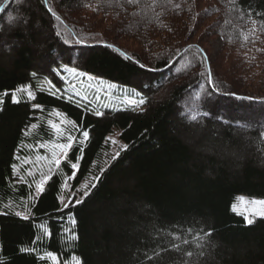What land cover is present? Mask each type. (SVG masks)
Returning a JSON list of instances; mask_svg holds the SVG:
<instances>
[{
	"label": "trees",
	"instance_id": "1",
	"mask_svg": "<svg viewBox=\"0 0 264 264\" xmlns=\"http://www.w3.org/2000/svg\"><path fill=\"white\" fill-rule=\"evenodd\" d=\"M0 6V45L10 49L0 55V264H183L185 251L193 252L191 264H264V218L247 225L232 209L239 194L264 197V34L243 39L248 13L264 20V0ZM212 36L223 42L214 55ZM65 65L133 89L145 103L97 116L39 88L47 79L61 89L57 70ZM56 112L89 138L74 133L67 166L64 158L53 165L37 192L44 176L30 173L61 142L52 134ZM183 113L192 115L184 124L222 127L198 131L207 151L182 135ZM69 198L81 202L64 207ZM25 206L29 218L16 216ZM69 228L78 240L66 235ZM173 236L190 243L154 256L180 242Z\"/></svg>",
	"mask_w": 264,
	"mask_h": 264
},
{
	"label": "rangeland",
	"instance_id": "2",
	"mask_svg": "<svg viewBox=\"0 0 264 264\" xmlns=\"http://www.w3.org/2000/svg\"><path fill=\"white\" fill-rule=\"evenodd\" d=\"M16 20L18 21L19 18L17 17ZM208 40L209 45H207V48L209 49V51H211V54H217L223 48V42L220 39H217L216 37L212 36L208 38ZM9 51L10 49L8 47H6L5 45H0V55H2L3 53L8 55ZM67 67L72 68L69 66ZM57 71L59 73V76L63 80V87L60 89L59 87L55 86L52 82L48 83L49 80L41 79L39 81V88L41 90H45L54 95L66 97L67 99L71 97V100H74L80 105L95 112L98 111L102 113L106 109L120 108L141 109L142 107V105L134 106L133 104L129 103V100H139L141 98L143 99L142 95L133 89L122 87L118 84L111 83L109 81L98 78L89 73H84L77 69L75 73H72L70 71H65L64 66H62ZM85 97L86 99H84ZM183 116H185V113H183ZM191 116L192 115H190V113H187L185 117L178 118L180 119L178 122V126H180L181 131H183L182 135L189 140L192 146L198 149L203 147L204 151L206 150L203 145L204 143L202 144V142H204V139L201 138L203 133L200 134V132L198 131L204 129L206 134H208L209 132L211 133V131L218 132L217 129H222V127L217 126L216 124L211 126H203L201 124L196 126L188 125L187 123L184 124L185 120L189 119ZM53 124H55L58 128H67L70 125V121L63 114L56 112L52 120V125ZM59 135L60 134L57 133L58 137ZM113 141L115 143H118L117 136L113 137ZM59 143L60 142H56V144L50 147L49 156L37 160V170H39V172L32 171L30 175H37V173H43L45 175L50 172L49 169H52L54 165L53 161L57 157H60L61 150L58 147ZM208 148L209 150L211 149L210 145L208 146ZM64 151L67 152L68 149H64ZM238 154V152H235L234 155L231 154V156H238ZM60 158L63 159V157ZM253 199H264V197H251L245 194H239L232 205V209L236 213L242 214L244 217H246L250 213L255 211L254 206L249 203V201Z\"/></svg>",
	"mask_w": 264,
	"mask_h": 264
},
{
	"label": "snow or ice",
	"instance_id": "3",
	"mask_svg": "<svg viewBox=\"0 0 264 264\" xmlns=\"http://www.w3.org/2000/svg\"><path fill=\"white\" fill-rule=\"evenodd\" d=\"M25 0H17V3L19 5H21V7L23 6ZM126 3L128 5L131 6H135L139 3V0H126ZM176 7H179V5H176ZM5 10V8L3 6H0V13H3ZM49 11L51 12L52 9L49 8ZM257 15H261V13H257ZM10 19H15V18H10ZM56 19H60L59 16H56ZM240 19H245V17L243 15H241ZM247 20L251 22L252 27L251 29H249V33L250 35H244L243 39L245 42H255V38H256V33L257 31H259L261 34H264V20L262 21H257L256 19L253 18L252 13H248L247 14ZM22 22L24 24L27 23V19L26 18H22ZM243 31V30H242ZM57 35H59V33H57ZM64 70L65 71H70L72 73L76 72L75 68H68L67 65L64 66ZM33 76H36L37 74L34 72L32 73ZM211 83V80L209 81ZM48 83H51V81H48ZM20 91L22 92H27V96L29 99H35L34 95L32 94L31 91L27 90V89H20ZM213 91H215V89H213ZM7 95V94H6ZM11 99L13 100L14 103H20V100L16 97V95L13 93ZM69 99H71V97H69ZM86 99V97L84 98ZM2 103V102H0ZM129 103L135 105H143L145 103V101L141 98L139 100H129ZM41 106L39 104H35L33 105V109H40ZM3 111V108L0 107V112ZM97 116L103 115V113L101 112H96L95 113ZM32 127H36L35 124L32 125ZM51 128L53 130L52 134L56 135L57 133H59V140L61 141L58 144V147L61 150L60 153V157H63L65 160V166H67L68 163V156L67 153L64 151V149H69L72 147L73 142H75L79 137L76 136L74 133L75 132H79L80 136H82L84 138V140H87L89 138V132L87 130H83L81 129L78 125L75 126L74 129H68V128H63V127H57L55 124L51 125ZM39 131V130H38ZM264 135V134H262ZM57 157L54 161L53 164L58 168L61 165V158ZM18 159V156H17ZM71 169L73 170V172L78 170V166L76 163H71ZM12 171L13 173L16 172L17 169V165L16 164H12ZM49 171H51V169H49ZM42 176H44V179L41 180V184L36 185V191L37 192H42L43 188H42V184L46 181V179L48 178L47 176H45L43 173H41ZM21 179L23 177H20ZM98 179V178H97ZM33 199H35V197H33ZM243 199V198H241ZM74 203H80L81 201L79 199H75V201H73V198H69L68 200V204H64V207H67L70 204ZM249 203L251 205L254 206L255 211H253L252 213H250L248 216L245 217V221L247 225H252L256 222L257 218H264V199H253L250 200ZM6 214V213H4ZM15 215L18 217H21L23 219H28L29 218V213L27 210V206H25L24 211L20 212L17 211L15 212ZM50 235V233H49ZM66 235H71L73 240H78V236L75 234V232L73 231V229L69 228L66 230ZM212 232H205L204 233V237H211ZM204 237L202 236H196L195 239L197 241V247H202V245L199 243V241L203 240ZM173 240L174 241H180L179 243H172L171 244V248H162L159 252H155L154 256H159L162 257L164 252H168V251H177V252H181L183 251L181 248L182 244H189L190 241L187 239H181V237L179 236H173ZM21 253H24L27 251V249L25 248H21L20 249ZM184 255L187 256L189 259L188 260H184L183 264H191V260L190 258L193 256V252L192 251H185ZM202 255V253H201ZM47 256L51 257V259L53 261L57 260V257L55 256V254H53L52 252H47ZM44 257H40V259H43ZM148 259H154V257H148ZM76 264H81V262L79 260L76 261Z\"/></svg>",
	"mask_w": 264,
	"mask_h": 264
}]
</instances>
